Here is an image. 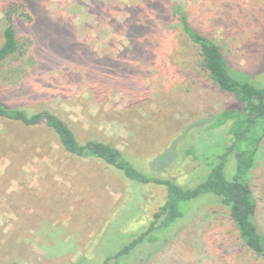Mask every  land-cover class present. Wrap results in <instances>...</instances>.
Wrapping results in <instances>:
<instances>
[{"label":"rangeland","instance_id":"1","mask_svg":"<svg viewBox=\"0 0 264 264\" xmlns=\"http://www.w3.org/2000/svg\"><path fill=\"white\" fill-rule=\"evenodd\" d=\"M173 4L231 68L264 80V0H0V46L11 5L17 37L29 40L23 72L2 74L0 100L52 111L79 141L108 142L146 173L194 184L203 164L185 153L196 146L183 132L234 98L194 67ZM203 142L196 138L212 150V140ZM208 147L197 154L210 157ZM249 183L264 232V138ZM164 200L161 185H136L96 159L68 154L45 126L0 118V264H102ZM197 201L162 250L135 254H151L143 264H264L226 207L215 197Z\"/></svg>","mask_w":264,"mask_h":264},{"label":"trees","instance_id":"2","mask_svg":"<svg viewBox=\"0 0 264 264\" xmlns=\"http://www.w3.org/2000/svg\"><path fill=\"white\" fill-rule=\"evenodd\" d=\"M170 12L176 18L178 29L192 52L194 67L213 86L234 98L231 105L197 119L183 132L190 136L194 134L195 141L190 144L196 146L186 148L185 153L203 164L202 172L194 184L182 185L173 179L146 173L108 142L98 139L79 141L66 121L52 111L32 112L0 100V118L26 127L45 126L54 133L59 145L68 154L77 158L96 159L136 185L164 187L165 200L153 213L145 229L115 253L108 255L102 264L150 262V253L148 259L138 255L146 254V248H152L153 253L162 250L170 241L168 233L186 217L190 207L197 200L210 197H215L227 208L228 219L243 244L264 262V232L256 220L257 202L249 183V175L256 165L259 146L264 138V80L253 82L231 68L221 48L191 25L186 12L178 4H173ZM4 19L3 42L0 46V82L5 72L9 76L23 72L22 65L28 59L29 46L28 39L20 40L17 37V10L13 5L8 7ZM196 138L203 140L206 145L212 140V150L202 146L204 144L197 145ZM201 147H208L207 151H212L211 156L201 158L196 152ZM229 162L232 170L227 175Z\"/></svg>","mask_w":264,"mask_h":264}]
</instances>
